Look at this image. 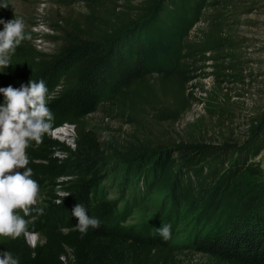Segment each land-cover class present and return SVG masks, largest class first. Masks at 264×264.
<instances>
[{"label": "trees", "instance_id": "trees-1", "mask_svg": "<svg viewBox=\"0 0 264 264\" xmlns=\"http://www.w3.org/2000/svg\"><path fill=\"white\" fill-rule=\"evenodd\" d=\"M7 1L0 0L4 20ZM73 2L85 6V13L54 20L47 36L52 53L37 51L25 38L9 52L10 63L1 67V87L46 82L54 122L42 142L31 141L26 148V167L39 183L41 205H30L28 214L16 210L26 219L27 231L0 237V251H10L19 264H179L161 233L128 235L109 227L117 204L107 199L102 174L111 166L121 168L122 187L139 185V191H148L164 181L165 201L175 218L194 210L205 217L221 214L194 236L196 252L215 264H264V170L256 160L264 151V108L248 119L240 140L218 144H164L135 134L101 140L84 125L99 112L138 126L142 112L154 108L161 95L172 97L174 106L156 117L176 121L188 100L198 101L190 93L182 95L208 60L215 62L217 81L226 77L241 82L242 62L238 74L233 53L250 45L236 30L239 20L259 6L244 0ZM63 3L71 6L70 1ZM200 23L206 29L192 40ZM153 76L156 84L149 82ZM0 100L4 103L3 94ZM64 125L73 127V149L50 136ZM77 204L99 218V227L80 232L73 215ZM25 233L41 240L30 246Z\"/></svg>", "mask_w": 264, "mask_h": 264}, {"label": "rangeland", "instance_id": "rangeland-1", "mask_svg": "<svg viewBox=\"0 0 264 264\" xmlns=\"http://www.w3.org/2000/svg\"><path fill=\"white\" fill-rule=\"evenodd\" d=\"M63 1H70L71 6L65 7ZM244 1L255 2L259 7L251 14L242 17L238 22H241V25L236 30V36L245 39L246 44L250 45L249 48L233 53V59L238 61V74H240V61L242 62L241 82L226 77L217 81L212 74L215 70L212 68L215 62L208 60L204 63V68L198 71L199 77L186 84L182 95L190 93L198 101L188 100L176 121L161 120L156 117L165 108L174 106L172 97L161 95L154 108L147 107L142 112L138 126L106 119L98 112L85 119V127L94 131L101 140H108L115 135L126 138L131 134L164 144L192 141L218 144L227 138L240 140L248 119L264 108V0ZM3 8L6 12V20L13 17L23 18L24 31L30 47L46 54L52 53L54 48L47 38L48 35H52L50 27L54 20L62 16L85 13V6L74 3L73 0H8ZM205 29V24H198L191 34V39L200 38ZM222 54L229 57L225 52ZM2 68L0 67V81L5 70ZM149 82L156 84L155 76L149 78ZM50 136L63 142L70 149L74 148L75 135L71 125L62 126L57 131L51 132ZM57 156L62 157L59 153ZM256 160L264 170V151ZM120 174L121 168L113 170L111 166L102 174L107 199L116 201L117 204V214L108 224L112 230L128 235H144L149 231L160 233L159 230L163 226L171 225V235L166 239L176 254L179 264H215L212 259L196 252L192 241L195 235L206 231L221 214L205 217V214L194 210L186 212L180 219L175 218L169 212L165 201L164 181L153 184L148 191H139V185L119 186ZM34 205H41V197L38 194L32 206ZM24 239L33 246L41 240V237L25 233Z\"/></svg>", "mask_w": 264, "mask_h": 264}, {"label": "clouds", "instance_id": "clouds-1", "mask_svg": "<svg viewBox=\"0 0 264 264\" xmlns=\"http://www.w3.org/2000/svg\"><path fill=\"white\" fill-rule=\"evenodd\" d=\"M0 25V67H3L10 63L9 52L26 38V33L23 18H0ZM48 92L43 79L29 80L27 86L21 84L19 88L0 87L5 98L0 104V237H16L27 231L26 219L16 210L28 214L40 191L32 168L26 167L29 163L26 148L31 141L42 142L44 133L53 125L54 114L46 100ZM14 168L23 171H12ZM73 215L78 218L81 233H87L90 226L99 227V218L90 216L80 204L75 206ZM159 232L169 238L171 225L163 226ZM0 264H19V258L10 251H0Z\"/></svg>", "mask_w": 264, "mask_h": 264}, {"label": "bare ground", "instance_id": "bare-ground-1", "mask_svg": "<svg viewBox=\"0 0 264 264\" xmlns=\"http://www.w3.org/2000/svg\"><path fill=\"white\" fill-rule=\"evenodd\" d=\"M62 135V134H61Z\"/></svg>", "mask_w": 264, "mask_h": 264}]
</instances>
